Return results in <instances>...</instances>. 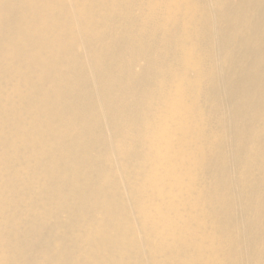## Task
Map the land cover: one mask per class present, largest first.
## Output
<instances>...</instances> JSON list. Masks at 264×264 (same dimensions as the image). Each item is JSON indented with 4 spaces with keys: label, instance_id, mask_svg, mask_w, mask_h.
Masks as SVG:
<instances>
[{
    "label": "bare ground",
    "instance_id": "1",
    "mask_svg": "<svg viewBox=\"0 0 264 264\" xmlns=\"http://www.w3.org/2000/svg\"><path fill=\"white\" fill-rule=\"evenodd\" d=\"M0 264H264V0H0Z\"/></svg>",
    "mask_w": 264,
    "mask_h": 264
}]
</instances>
